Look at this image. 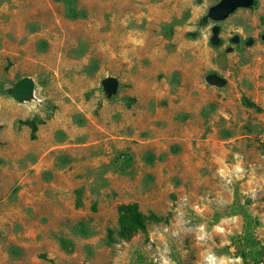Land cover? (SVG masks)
Segmentation results:
<instances>
[{
    "label": "rangeland",
    "instance_id": "rangeland-1",
    "mask_svg": "<svg viewBox=\"0 0 264 264\" xmlns=\"http://www.w3.org/2000/svg\"><path fill=\"white\" fill-rule=\"evenodd\" d=\"M218 1L74 0L69 19L63 0H0V264L264 256V0L202 20ZM22 77L33 97L16 103ZM132 202L160 221L121 241Z\"/></svg>",
    "mask_w": 264,
    "mask_h": 264
},
{
    "label": "water",
    "instance_id": "water-1",
    "mask_svg": "<svg viewBox=\"0 0 264 264\" xmlns=\"http://www.w3.org/2000/svg\"><path fill=\"white\" fill-rule=\"evenodd\" d=\"M253 0H219L216 4L209 7L206 11L205 17L202 20H210L212 22H220L224 20L229 14H231L236 9H247L252 5ZM218 27L212 25L210 28V36L208 38V43L212 47H216L219 44L218 38ZM264 40V34L261 36ZM237 36H232L229 38V43L236 44ZM250 40L245 41V45H248ZM231 49L227 48L225 53L230 52ZM225 54H218L215 57V64L218 69L225 68ZM204 81L214 87H220L223 85L224 80L215 75L209 74L204 77ZM101 90L106 98L114 95L116 92L117 82L113 78H103L100 82ZM6 94L16 103L26 102L32 99L33 95V82L29 77H22L18 79L13 85L6 89Z\"/></svg>",
    "mask_w": 264,
    "mask_h": 264
},
{
    "label": "trees",
    "instance_id": "trees-1",
    "mask_svg": "<svg viewBox=\"0 0 264 264\" xmlns=\"http://www.w3.org/2000/svg\"><path fill=\"white\" fill-rule=\"evenodd\" d=\"M63 4L66 7V16L69 19H75L77 17H82L83 14L78 12L74 8V0H63ZM255 5V0H253L252 5ZM43 47L39 48V51H42ZM171 77L173 81H176V74L171 73ZM248 106H252L247 103ZM18 124L24 125L25 121H18ZM34 132V126H30V138H32V134ZM60 133V132H59ZM61 135V134H60ZM116 212V232L115 237L121 241H128L135 233H144L146 223L152 222L157 223L160 221L158 217L153 215L152 213H148L146 216L141 214L137 208L136 203H125L118 205L115 209ZM109 241H112L110 236L108 235ZM244 256V254H243Z\"/></svg>",
    "mask_w": 264,
    "mask_h": 264
},
{
    "label": "built area",
    "instance_id": "built-area-1",
    "mask_svg": "<svg viewBox=\"0 0 264 264\" xmlns=\"http://www.w3.org/2000/svg\"><path fill=\"white\" fill-rule=\"evenodd\" d=\"M257 264H264V256L259 259V262Z\"/></svg>",
    "mask_w": 264,
    "mask_h": 264
}]
</instances>
